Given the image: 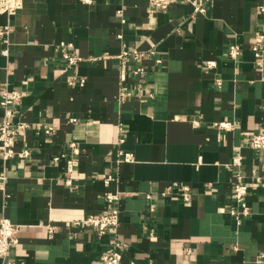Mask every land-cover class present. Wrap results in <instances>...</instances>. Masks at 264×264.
I'll use <instances>...</instances> for the list:
<instances>
[{
	"label": "crops",
	"instance_id": "crops-1",
	"mask_svg": "<svg viewBox=\"0 0 264 264\" xmlns=\"http://www.w3.org/2000/svg\"><path fill=\"white\" fill-rule=\"evenodd\" d=\"M262 2L176 0L158 9L150 0H22L13 14L0 11V31L12 29L8 45L0 33V97L6 83L22 90L16 119L30 127L16 149L32 150L7 162L3 187L0 178V221L21 225L0 264H101L113 234L77 222L108 210L110 191L122 264H262L264 149L246 141L264 132V50L257 58L251 49ZM62 41L84 58L77 70L64 67ZM232 43L241 47L236 61ZM124 48L143 53L145 80L131 75L140 62L120 59ZM123 67L130 95L120 98ZM75 73L84 86L70 84ZM70 141L78 153L52 160ZM237 174L251 185L240 222L230 214ZM174 182L191 187L190 201L162 195Z\"/></svg>",
	"mask_w": 264,
	"mask_h": 264
},
{
	"label": "built area",
	"instance_id": "built-area-1",
	"mask_svg": "<svg viewBox=\"0 0 264 264\" xmlns=\"http://www.w3.org/2000/svg\"><path fill=\"white\" fill-rule=\"evenodd\" d=\"M83 4H92L94 0H79ZM176 0H150V6L158 9L169 8ZM22 5V0H0V11L8 14H13ZM258 9L263 16L264 20V2H262ZM197 12H205L206 9L204 5H197L195 7ZM11 27L9 25L4 26L0 33L5 37V42L9 44L8 35L11 32ZM251 49L254 56L261 58L264 50V27L255 33L253 38ZM60 52L62 56V62L66 69H75L84 61L79 54L74 51L72 41H62L60 43ZM4 55L9 54V49L5 48L3 50ZM241 54V47L237 43H232L229 45V55L233 60H238ZM120 59L126 60L131 57L133 60L140 62V65L131 70V75L134 79L143 81L148 72V66L142 64L143 53L138 50H129L124 48L120 54ZM161 60L158 59V62ZM216 66L214 60L207 62V67L212 68ZM76 72V71H75ZM127 78V70L123 67L120 79V98H125L130 95L129 89L123 84ZM78 84L84 86L86 80L84 78H79L77 74L73 76L70 84ZM218 85L221 84V79H217ZM23 97V92L20 89L12 88L10 84L6 83L5 89L2 91L0 97V107L2 113L0 114V163L3 166L0 178L2 180V187L7 179L6 166L7 162L12 158H31L32 150L31 147H22L21 149H16V140L26 129L30 127V124L25 121L17 120L16 105L21 101ZM76 118H71L70 121H76ZM221 128H230L232 126L231 122L222 121L218 123ZM53 126L46 124L43 126L44 133H50L53 131ZM247 143L252 148L264 149V132L257 131L247 138ZM78 153V146L75 141H70L67 145V150L52 156V160H59L61 158H70ZM234 164L239 165L241 163V157H237L233 160ZM74 166L72 162H69L67 166V172L72 173ZM111 177L106 178V183H109ZM71 178H67V183L71 184ZM251 185L243 181L242 175L237 174V180L233 186L232 199L234 201V206L230 209V214L233 216L237 222H240L242 218L250 213V207L247 201V196L250 191ZM177 191L184 201H190L192 198V190L188 184L174 182L169 185L165 190L162 191V195L170 194ZM177 193V194H178ZM147 198L151 199L152 194L148 193ZM106 199L110 208L100 214L90 215L83 220L78 221L79 225L92 226L97 228L100 233L110 232L113 234L114 239L110 243L109 249L101 256V264H122L123 262V250L122 243L118 238L117 230L120 225V208L117 205L118 194L114 192H107ZM21 225L17 222H13L9 218H2L0 221V256L6 258L10 248L13 244L18 242L17 234L20 230ZM259 262L264 264V249H262L258 254Z\"/></svg>",
	"mask_w": 264,
	"mask_h": 264
}]
</instances>
